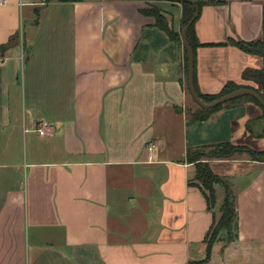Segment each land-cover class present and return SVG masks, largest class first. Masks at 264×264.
<instances>
[{
  "label": "crops",
  "instance_id": "0c3cea01",
  "mask_svg": "<svg viewBox=\"0 0 264 264\" xmlns=\"http://www.w3.org/2000/svg\"><path fill=\"white\" fill-rule=\"evenodd\" d=\"M223 1L193 25L197 89L264 96L243 77L263 57L228 42L264 43V0ZM150 5L181 31L170 0H0V264H264V157L202 159L238 224L208 258L224 188L209 207L187 159L223 143L264 154V108L241 99L195 118L184 48Z\"/></svg>",
  "mask_w": 264,
  "mask_h": 264
},
{
  "label": "trees",
  "instance_id": "16d2710c",
  "mask_svg": "<svg viewBox=\"0 0 264 264\" xmlns=\"http://www.w3.org/2000/svg\"><path fill=\"white\" fill-rule=\"evenodd\" d=\"M52 1H58V2H67V1H82V0H44L45 3L52 2ZM177 2V0H170ZM223 0H185L183 2H179L181 4L182 8V18H181V24L182 26L190 20V18L194 15L195 13V8L194 5H197L199 7V10L201 6L203 5H213V4H221L223 3ZM141 13L145 15H150L154 18L155 20V25L163 30L171 39L177 41L180 43V34L174 32L166 18L161 15L160 11L154 8L153 6L142 9ZM196 20V19H195ZM194 20V22H195ZM194 22L190 25L188 33H187V41L188 44L193 52V56L195 53V48L197 45V41L194 38L193 34V25ZM229 43L236 45L238 48L241 50L247 52V53H252L256 54L259 56H262L264 59V43L263 41H256V42H245V41H233V40H228ZM7 45H0V51L4 50ZM185 52V50H184ZM185 76H186V81H187V61H186V54H185ZM243 77L244 78H254L257 80V82L264 88V69L260 70H252V69H246L243 72ZM194 86L195 89L200 96V98L205 101V102H211L214 99L220 97L221 95H224L226 93H229L233 90L241 88V86H237L234 84H227L223 87V89L218 93V94H202L199 92L197 89V86L195 84V78H194ZM187 88V87H186ZM256 90V89H255ZM188 91V88H187ZM257 91V90H256ZM259 93V91H257ZM260 94V93H259ZM261 97L264 98L262 94H260ZM241 99H248L252 100L255 102L257 105L258 102L250 97V96H243L241 98L234 99L232 101L226 102L225 104H232L235 102L240 101ZM223 105V104H222ZM260 106V105H259ZM221 107V105L211 108V109H202L199 107V112L194 113V117L198 119H204L209 113L212 111L216 110L217 108ZM261 136H264V120L262 121V132ZM232 146L229 143H223V144H216V145H209L207 146L208 148L211 149H218L217 152L212 153L213 156L217 157H228L233 155L232 152L226 151V149ZM194 151V150H193ZM190 150L187 151V159L189 161H197L193 157L189 156L190 155ZM253 157H259L262 158L261 153H256L252 152ZM196 179L200 182V185L198 188L201 190V192L205 195V198L207 200V204L209 207L213 206L215 203V188L214 185L216 183L221 184V186L224 188V198L223 202L220 207L221 211V216L217 222L213 225L209 233L205 236V241H206V257L208 258L210 256V249L213 245L214 242L218 240H223L226 243L234 241L237 239V229H238V224H237V215L235 211V195L232 193L230 186L228 183L220 178L219 176L213 174L207 164V162H196V174H195ZM208 191V194L205 193V191Z\"/></svg>",
  "mask_w": 264,
  "mask_h": 264
},
{
  "label": "water",
  "instance_id": "95a60500",
  "mask_svg": "<svg viewBox=\"0 0 264 264\" xmlns=\"http://www.w3.org/2000/svg\"><path fill=\"white\" fill-rule=\"evenodd\" d=\"M183 1L185 0H177V2H183ZM194 8H195L194 15L190 18V20H188L182 26L180 31V42L185 50L186 61H187V88L193 101L200 108L207 110L222 105L226 102L232 101L234 99H237L239 97L250 96L254 98L261 107L264 108V98L261 97L260 94L255 89L247 88V87H241L239 89L233 90L229 93L221 95L220 97L214 99L211 102H205L200 98L194 86V56L187 41V33L189 27L199 15V7L197 5H194Z\"/></svg>",
  "mask_w": 264,
  "mask_h": 264
},
{
  "label": "rangeland",
  "instance_id": "374dc122",
  "mask_svg": "<svg viewBox=\"0 0 264 264\" xmlns=\"http://www.w3.org/2000/svg\"><path fill=\"white\" fill-rule=\"evenodd\" d=\"M151 6H153L157 10H159L160 13H161V15L166 18V15H165V13H164V11L162 9H160L156 5H150L149 7H151ZM166 20H167V18H166ZM179 34H180V32H179ZM190 102L192 104H194V106H197L196 103L193 101L192 98L190 99ZM251 124H252V126L256 125V127H259L260 126V120H258L257 123L253 122ZM247 149L248 148H246L245 146H234V145H232V146H229L226 149V151L232 152L233 154H236L237 156H245L247 153H249L250 154V157H252V152H256V151H252V150H249V149L247 150ZM217 151H218L217 148L216 149H211V148H208V147H203V148H199V149H196L194 151H191L189 156L193 157L198 162H203L202 159H204L206 156H209L212 153L217 152ZM256 153H258V152H256ZM261 156L263 158L264 157V154H261ZM196 181L200 185V182L198 180H196ZM215 185H217V184H215ZM216 187H217L218 191H220V190L222 191L220 185L219 186H216ZM206 192L208 193L207 190H206Z\"/></svg>",
  "mask_w": 264,
  "mask_h": 264
},
{
  "label": "built area",
  "instance_id": "2783aa9c",
  "mask_svg": "<svg viewBox=\"0 0 264 264\" xmlns=\"http://www.w3.org/2000/svg\"><path fill=\"white\" fill-rule=\"evenodd\" d=\"M45 127H46V124L42 123L40 125V127L37 128V132H38L39 135H44L45 134Z\"/></svg>",
  "mask_w": 264,
  "mask_h": 264
}]
</instances>
